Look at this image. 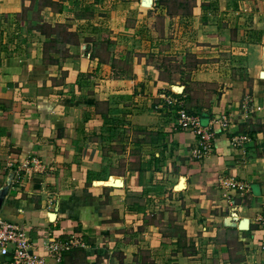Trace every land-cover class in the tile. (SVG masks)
Segmentation results:
<instances>
[{
  "label": "crops",
  "instance_id": "crops-1",
  "mask_svg": "<svg viewBox=\"0 0 264 264\" xmlns=\"http://www.w3.org/2000/svg\"><path fill=\"white\" fill-rule=\"evenodd\" d=\"M191 1L171 13L159 0H0V220L32 253L50 262L49 241L74 234L84 247L62 264H264V0ZM32 2L39 26L68 5L64 54L35 28L23 38L14 19ZM157 56L189 74L176 97L214 133L202 160L163 102L176 84L157 79Z\"/></svg>",
  "mask_w": 264,
  "mask_h": 264
},
{
  "label": "built area",
  "instance_id": "built-area-1",
  "mask_svg": "<svg viewBox=\"0 0 264 264\" xmlns=\"http://www.w3.org/2000/svg\"><path fill=\"white\" fill-rule=\"evenodd\" d=\"M163 102L166 107L175 109L176 125L181 129L190 131L196 138L197 146L191 151L192 158L202 160L209 155L214 134L212 129L203 126L199 117L190 114L175 95L164 96ZM218 123L222 130L227 129L228 120L226 116H221ZM247 141H249V138L243 135L231 138V143L235 147H241ZM24 167L28 169L29 163L24 164ZM220 185L225 192L243 189L237 182L229 179H222ZM230 198L231 196L226 194L227 201ZM256 222L261 230V248L264 249V205ZM81 247H84L83 242L74 234L69 235L64 241L51 240L46 246L47 258L50 259V262H48L47 259L32 253L29 239L16 224L0 220V264H62L64 254L74 248Z\"/></svg>",
  "mask_w": 264,
  "mask_h": 264
},
{
  "label": "rangeland",
  "instance_id": "rangeland-1",
  "mask_svg": "<svg viewBox=\"0 0 264 264\" xmlns=\"http://www.w3.org/2000/svg\"><path fill=\"white\" fill-rule=\"evenodd\" d=\"M64 1H67V0H64ZM191 0H159V4H163L165 6H167V8L170 10V12L172 13L174 11V9L177 8V6L180 4V5H183V4H187V5H191ZM40 3L37 4V2H32L30 4V7L29 8H25V11H23L21 14H18V18L17 16L15 17V21L16 23H19L20 22V25H21V22H26L27 26H24L22 27V36L23 38H26L27 36H31L33 35L32 33V30L33 28H35L34 30L36 32H39V29H38V26L37 23L38 22H42L43 19H44V14H41L37 9H38V6H39ZM75 5V4H74ZM73 5V7H74ZM59 7V6H58ZM68 5H65L64 7V10L62 9L63 12H60V15L57 17V19H55V23L54 25L52 26L51 24H46V25H43V28L42 30L49 34V33H53V37L55 38L54 42L51 41L45 48H44V52L47 51L48 52H54V51H58L59 54H64L65 51H67L64 47V44L66 41H72L73 40V37H74V33L70 31V27L69 25L65 22L67 20V15H68ZM169 13V14H171ZM12 21V19H9ZM20 20V21H19ZM5 21H6V18H5ZM59 21V22H58ZM9 22V21H8ZM154 27V26H153ZM161 29L160 25H159V22L156 21L155 23V30H159ZM112 34V33H111ZM1 38H4L3 34L1 33ZM35 36V35H34ZM109 36V34H108ZM5 37H9L8 34H5ZM108 42H109V39H108ZM164 47V46H163ZM162 46L159 47L160 49H164ZM113 47L112 45L110 46L108 44V46H106V48L104 46H99L97 48V50L95 51V53L99 56H101L102 58L106 57L105 56V52L109 53V51H107V49L111 50ZM161 52V51H159ZM100 57V58H101ZM149 62L151 64H154L153 66L157 67L158 64H168V71L167 70H164V72H159V75H158V78L159 80L161 81H164V82H168L170 84H176V85H182V83L184 84L185 81H187L189 79V74H180L179 73V70H178V65H174L172 63H168L167 59H165L164 57H161V56H157L156 57V61L153 60V58L149 57ZM188 64H193V61L190 60L188 62ZM176 66V67H175ZM166 71V72H165ZM203 88H208L209 87H202ZM187 110H189V108L187 107Z\"/></svg>",
  "mask_w": 264,
  "mask_h": 264
},
{
  "label": "water",
  "instance_id": "water-1",
  "mask_svg": "<svg viewBox=\"0 0 264 264\" xmlns=\"http://www.w3.org/2000/svg\"><path fill=\"white\" fill-rule=\"evenodd\" d=\"M153 5V0H140V6L146 9L151 8ZM88 46H83L82 50L84 51L85 49H87ZM263 75V74H262ZM171 91L174 92L175 94H181L183 91V86H179V85H173L171 87ZM117 183H119L121 185V180L120 179H114L111 181H107L104 182L105 185L108 186H120ZM181 185L183 187V178H181V180L179 181L178 185ZM1 195H2V191H0V199H1ZM0 206H1V201H0ZM53 216V215H52ZM235 221V218L233 217H229L227 219L224 220L225 223H228V225H233ZM238 230L240 231H246L249 228V220L247 218L241 219L237 225Z\"/></svg>",
  "mask_w": 264,
  "mask_h": 264
},
{
  "label": "trees",
  "instance_id": "trees-1",
  "mask_svg": "<svg viewBox=\"0 0 264 264\" xmlns=\"http://www.w3.org/2000/svg\"><path fill=\"white\" fill-rule=\"evenodd\" d=\"M43 25H46V24H43ZM43 25L38 26L39 31L41 30V31H40V34L44 35L46 38H50L51 36H53V35H54L53 33H49V34H47V33H45V32L42 30ZM46 26H47V25H46ZM47 27H48V26H47ZM54 40H55V38L53 37L51 41L54 42ZM51 41H49L47 44H45V45H44V48H45V47H46ZM68 41H69V40H68ZM68 41H66L65 44H66ZM56 51H57V50H56ZM45 53H47V51H46ZM183 93H184V91H183ZM169 95H175V94H173V93L169 90ZM175 96H179V95H175Z\"/></svg>",
  "mask_w": 264,
  "mask_h": 264
},
{
  "label": "bare ground",
  "instance_id": "bare-ground-1",
  "mask_svg": "<svg viewBox=\"0 0 264 264\" xmlns=\"http://www.w3.org/2000/svg\"><path fill=\"white\" fill-rule=\"evenodd\" d=\"M118 185H120L119 183H117Z\"/></svg>",
  "mask_w": 264,
  "mask_h": 264
}]
</instances>
